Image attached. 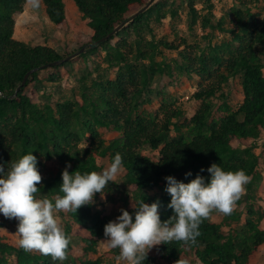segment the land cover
<instances>
[{
	"label": "trees",
	"instance_id": "1",
	"mask_svg": "<svg viewBox=\"0 0 264 264\" xmlns=\"http://www.w3.org/2000/svg\"><path fill=\"white\" fill-rule=\"evenodd\" d=\"M150 1L72 0L86 21L89 39L70 55L84 48L78 55L84 61L91 54L100 58L96 70L78 75L65 70L74 58L45 67L70 55L63 57L52 48L13 38L27 0H0V165L6 168L32 151L42 176L36 198L54 200L63 195L59 186L66 164L71 165L70 173L101 172L104 161L111 163L119 153L128 192L144 203L158 200L162 222L172 215L164 177L171 175L185 183L198 173L207 178L210 174L200 169L214 162L226 171L243 169L251 181L230 215L213 211L221 216L219 222L209 216L203 219L195 245L174 240L155 245V250L157 259L167 264L185 260L261 264L257 259L264 256V178L254 149L264 133L263 9L257 7V0H233L229 11L217 18L211 0H204L208 4L204 16L195 8L196 0H181L178 5L176 0H153L139 13ZM40 2L49 22L62 29L67 21L64 1ZM184 3L187 30L204 31V44H189L175 32L172 41L157 35L167 18L174 24L178 21ZM216 32L222 37L213 43ZM166 52L176 57H167ZM103 65L114 77L98 72ZM35 68L40 69L16 92L25 74ZM176 71L197 78L198 89L191 99L198 108L190 116L167 94H160L158 107L147 99L157 76L171 77ZM42 72L49 73L41 78ZM72 76L75 85L69 82ZM232 80L241 89L242 100L236 106L225 95ZM42 81L58 86L60 97L53 104L40 100L37 85ZM105 132L118 137L107 142ZM145 148L158 155L145 154ZM188 171L192 176L185 178ZM153 189L158 192L146 194ZM61 215L66 217L61 225L66 235L79 240L76 255L70 243L66 259L54 261L39 251L13 247L0 237V264H8L11 257L13 264H102L93 254L98 242L105 240L103 228L111 219L94 210L93 203ZM144 264H155L154 256L147 253Z\"/></svg>",
	"mask_w": 264,
	"mask_h": 264
},
{
	"label": "clouds",
	"instance_id": "2",
	"mask_svg": "<svg viewBox=\"0 0 264 264\" xmlns=\"http://www.w3.org/2000/svg\"><path fill=\"white\" fill-rule=\"evenodd\" d=\"M38 8L40 0H30ZM32 151L10 161L5 168L0 165V215L17 220L16 234L19 246L26 251L36 250L54 261L66 259L68 237L58 222L57 213L76 212L84 205L94 203V195L103 193L123 167L121 154L116 153L108 167L101 172H69L66 164L61 172L60 192L54 200L36 198L42 176ZM206 178L199 173L187 183L169 175L164 177V191L170 195L167 208L172 215L161 221L160 202L151 204L138 201L134 211L120 209L115 220L104 225L103 241L109 249H119V258L127 264H144L148 251L155 245L171 241L197 244L203 219L217 211L230 215L251 177L243 169L225 170L220 164L211 163ZM192 176L191 171L184 173ZM183 264H190L185 260Z\"/></svg>",
	"mask_w": 264,
	"mask_h": 264
},
{
	"label": "rangeland",
	"instance_id": "3",
	"mask_svg": "<svg viewBox=\"0 0 264 264\" xmlns=\"http://www.w3.org/2000/svg\"><path fill=\"white\" fill-rule=\"evenodd\" d=\"M65 2V14L67 21L62 29H57L55 25L49 22L47 19L42 3H39L38 8L31 6L30 0H27L24 10L18 17L13 32V38L16 40H23L30 46H46L54 49L60 56H67L77 51L79 46L83 43V40L89 39V31L86 28V21L83 20L75 5L71 0H64ZM181 0H176V5L180 4ZM214 8L213 12L216 13L217 18L224 16L229 8L234 4L233 0H211ZM69 4L73 5L69 8ZM208 4L204 0H196L195 8L199 11L201 16H204L208 12ZM257 7L263 9L262 14L264 15V0H257ZM178 21L172 22L170 18H167L166 25L157 30L158 37H166V39L172 41L175 39L174 32L182 36L187 40L189 44L201 43L202 35L204 31L195 28L192 32L187 30V19L188 9L186 3L180 6L178 10ZM173 23V24H172ZM15 34V37H14ZM213 43L219 42L221 35L218 32L214 33ZM178 42V41H177ZM167 57L175 58L176 54L166 52ZM103 56V54H102ZM100 58L95 54L89 55L88 61H84L80 56L74 57V62L68 65L65 70L77 73H86L89 71L96 70L95 62H99ZM105 66L103 65L98 72H105ZM104 69V70H102ZM264 72V70H263ZM49 72H42L41 78H44ZM110 78L114 77V73L111 70L106 71ZM95 76V74L93 75ZM74 76L69 80L70 83L75 85ZM38 94L42 103L53 104L59 97L58 86L50 84L46 81H42L41 84L37 85ZM198 83L197 78L187 77L179 72H174L171 77L166 75L157 76L151 86V92L147 94V99L152 101L153 107H158L160 103L161 93L167 94L177 100L190 116L193 111L198 108V104L192 101L191 96L197 91ZM227 102L230 105L236 106L241 100V89L237 80L229 82L227 89L225 90ZM218 104L220 102L218 101ZM118 137L117 133L105 132L106 141L109 142L113 138ZM147 155H158L157 152L151 151L149 148L144 149ZM254 153L260 157L259 171L264 178V133L259 141V144L255 147ZM108 160L104 161L103 169L109 166ZM102 169V170H103ZM158 192L157 189L146 191V194L153 196ZM245 193V192H244ZM103 195V193H101ZM100 194H97L94 199V210H100L107 215L111 220H115L120 215V209L129 211L131 214L134 211L132 205L138 201L128 192L126 186L123 183V171L120 170L118 174L113 178V181L108 184L107 189L103 198ZM243 204L241 205L242 208ZM63 211L57 213L58 222L62 225L65 223L66 217L62 216ZM209 219L213 222H219L221 216L215 213H210ZM17 224L9 219L0 215V237L3 242L8 243L13 247L19 246V237L16 234ZM70 237V243L73 245L74 254L76 255L80 251V244L78 238ZM101 240L98 242L96 252L93 254L94 258H99L102 264H127L119 258V249H109L106 244ZM79 244V245H78ZM35 251V250H31ZM116 253L118 257H115ZM148 253L154 256L155 264H167L157 259L155 246H153ZM258 262L264 264V256L257 259ZM8 264H13V257L9 259Z\"/></svg>",
	"mask_w": 264,
	"mask_h": 264
},
{
	"label": "water",
	"instance_id": "4",
	"mask_svg": "<svg viewBox=\"0 0 264 264\" xmlns=\"http://www.w3.org/2000/svg\"><path fill=\"white\" fill-rule=\"evenodd\" d=\"M151 2H153V0H151V1H150V2H149V3H148L143 9H141V10L139 11V13H142L146 8H148V6L150 5ZM122 26H123V24L120 25V26H118V27L114 30V32H116L117 30H119ZM114 32H112L111 34H113ZM109 36H110V35H108V36H107L106 38H104L103 40L107 39ZM83 51H84V48H82V49H80L78 52H76V53H74V54L68 56V57L65 58L64 60H61V61H59V62H55V63H51V64H49V65H46L45 67H48V66H55V65L59 64L60 62H67V61L73 59L74 57L80 55ZM41 68H44V67H41ZM39 69H40V68H35V69L29 71L28 73H26L25 76H24V78H23V80H22V82H21V84L17 87L16 92H18V91H19V90L25 85V83H26L27 79L29 78V76H30L32 73L38 71Z\"/></svg>",
	"mask_w": 264,
	"mask_h": 264
},
{
	"label": "crops",
	"instance_id": "5",
	"mask_svg": "<svg viewBox=\"0 0 264 264\" xmlns=\"http://www.w3.org/2000/svg\"><path fill=\"white\" fill-rule=\"evenodd\" d=\"M64 1V0H63ZM72 1V0H71ZM64 5H65V2H64ZM73 5H74V3H73ZM73 5L72 4H69V8H71L72 7V9H73ZM75 9H76V7H75ZM65 16H66V14H65ZM66 20H67V18H66ZM14 37H15V34H14ZM15 39V38H14ZM19 41H23V40H19Z\"/></svg>",
	"mask_w": 264,
	"mask_h": 264
}]
</instances>
